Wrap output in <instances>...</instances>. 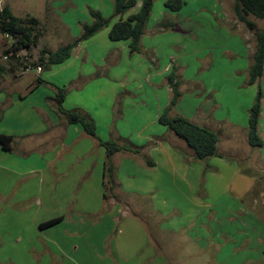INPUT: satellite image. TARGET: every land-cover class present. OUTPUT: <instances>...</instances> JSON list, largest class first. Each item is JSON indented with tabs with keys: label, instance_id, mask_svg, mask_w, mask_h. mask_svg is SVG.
I'll list each match as a JSON object with an SVG mask.
<instances>
[{
	"label": "rangeland",
	"instance_id": "rangeland-1",
	"mask_svg": "<svg viewBox=\"0 0 264 264\" xmlns=\"http://www.w3.org/2000/svg\"><path fill=\"white\" fill-rule=\"evenodd\" d=\"M108 1L112 2H5L19 18H38L42 23L39 47L56 51L80 35L78 21L93 19L91 10L99 11L97 9L102 5V11L108 18L111 13ZM137 1L139 4L134 9L135 12L142 0ZM183 1L185 5L179 12L166 8L165 0H156L154 3L146 25L151 23L149 32L168 30L166 37L163 35L162 38H157L159 42L156 38L153 40L154 45L159 44L157 46L163 52L160 60L156 53L150 51L146 54L149 59L146 66L128 60L126 63L119 62V66L115 68L103 67L97 71L96 75L99 76L109 74V87L116 84L122 88L112 112L115 116L112 120V132L107 135L109 139L117 141V138L112 137L118 124L120 132L137 143L141 140L139 138L155 132L161 126L156 114L160 109L164 111L168 108L173 91L168 87L167 93L165 84L160 78H155L156 63L159 62L162 65L159 74L164 75L165 79L168 77L169 84V77L174 73L182 92L180 104L169 111L171 117L182 115L183 111L190 113L189 109L203 105L216 118L224 121L222 130L216 133L221 139L218 144L219 155L227 158L226 164L211 179L207 174L212 170L205 168L198 185L191 180H187V184L179 179L176 183H170L168 179L162 182L163 186L161 184L158 189H154L152 185H143L140 181L142 175H135L138 186L133 187V183L125 180L132 178L128 177L126 166L122 165L123 156L117 155L113 162L117 167H122L125 191L123 194L118 185L110 189L107 184L106 192L109 197L106 201L112 204L113 196L118 202L114 208L108 209H105L106 205L101 197L81 192L90 176L88 170L80 178L75 190L77 197L82 195L80 201L77 199L75 203L53 209L45 215L65 216L64 222L55 226L52 231L60 236L59 243H65L66 250H73L77 254L73 255L76 258L70 264H86L85 254L94 252L103 256L117 242L118 248L123 251L138 249L142 255L141 264H145V261L149 263L154 253H157L159 261L166 264H264V145L251 147L249 141L247 143L242 138V134L238 136L248 122L249 110L254 104L258 89L257 84L248 85V79L257 49L256 34L263 30L264 22L248 16L247 19L254 23V28L250 29L238 19L235 0ZM101 37L99 35L98 40ZM11 44V40L0 37V64L7 68L4 77H0V86L8 93L13 89L25 88L40 74L37 68H30L20 82L15 81L13 75L24 70L11 68V62L3 59ZM101 45L99 41L95 49H100ZM165 46L168 54H165ZM20 54L28 56L30 63L39 59V51L33 48L21 51ZM86 63L87 61L80 62L75 72L83 71L85 74L90 67V63ZM62 70L59 66H51L46 70L42 76L50 85L42 86L43 90L55 93L54 82H62L69 74ZM81 83L78 77L77 85ZM258 84L264 92V75ZM149 85L154 87L155 94L150 92ZM65 88L68 91L69 85ZM95 91L96 84L89 83L84 99L90 102V95ZM193 92L199 93V96H195ZM212 99L216 105L210 104ZM110 100L111 98L108 100L109 104ZM200 119L197 116L190 121L197 123ZM260 124H263L261 132L264 141V97ZM230 133H238L235 142H229L224 137ZM181 142L176 141L174 144L187 153V159H191L193 153L189 151L190 148L187 149L184 141ZM143 188L149 191L145 192ZM118 225L123 229L119 236L116 233L119 231ZM61 264H64L62 256ZM110 264H114V261Z\"/></svg>",
	"mask_w": 264,
	"mask_h": 264
},
{
	"label": "crops",
	"instance_id": "crops-1",
	"mask_svg": "<svg viewBox=\"0 0 264 264\" xmlns=\"http://www.w3.org/2000/svg\"><path fill=\"white\" fill-rule=\"evenodd\" d=\"M5 1L2 0V6L6 5L11 9ZM99 3L103 4L102 2ZM138 4L139 1L122 18L127 19L129 15L137 13L141 6L136 12L134 9ZM140 4L142 5V2ZM108 6L111 12L108 18L102 11V5L97 9L99 12L101 11L102 16L106 19L113 16V1H108ZM12 13L14 14L13 11ZM120 19V17L112 18L109 26L90 39L79 43L73 49L69 60L63 64L55 65L62 67V72L69 73L62 82H54L55 86L61 88L69 85L64 107L68 110L78 109L93 118L97 125V139L89 137L81 125L69 124L66 118L56 113L55 102L48 100V98H53L55 93L43 90L42 86L31 91L37 77L30 81L25 88L13 89L14 91L9 93L0 86V108L3 109L2 119L0 120V135L14 136L15 138L12 151H6L0 145V264H61V256L64 258V264L75 261L76 257L73 255L77 256V254L73 250L72 252L66 250L65 243H59L60 236L52 231L55 226L64 222L65 216L49 215L45 217V215L53 209L75 203L77 199L80 201L82 195L80 198L77 197L75 190L80 178L88 170L90 176L86 179L81 192L95 194L97 198L101 197L102 202H105V209L114 208L118 204L114 197L111 198L114 200L112 204L104 200L106 191L104 187L106 152L100 145L99 140H112L109 139L107 133L109 134L111 131L112 120L115 117L112 112L115 109L116 99L122 88L116 84L109 87V74L100 76L96 74L103 67L109 69L111 66L115 68L119 66V62L126 63L125 61L128 60L137 61L141 66H146L149 64L146 54L150 51L156 53L160 60L163 52L157 46L159 44L154 45L153 40L168 35L166 29L150 33V23L145 27L140 42V52L131 54L128 41H112L109 38L112 25ZM93 22L94 19L78 21L80 35L76 36L71 43L81 37L84 24H92ZM99 35H102L100 40L97 38ZM41 38L42 36L38 44L32 47L39 51V57L42 50H50L48 47H39ZM99 41L102 43L101 48L95 49ZM165 49L166 46L164 51L165 54H168ZM85 61L90 63L88 71L85 74H83V71L76 73V68L80 65V62ZM150 61L152 62L153 59ZM155 68V78H160L159 80L165 84L167 93L169 88L172 92V88L168 84V77L165 79L164 75L159 74L162 65L158 62ZM45 72L42 71L39 74L42 79H44L42 75ZM22 76H24L22 72L13 75L17 83L20 82ZM0 77L4 76L0 75ZM78 77L82 81L80 85H77ZM89 83L96 84V91L90 95L91 101L94 103L88 102L83 97ZM148 87L150 92L155 94L154 87L150 85ZM193 94L199 96V93L193 92ZM109 98H111V104L108 102ZM211 102L210 104L216 105L214 99ZM179 104L180 101L176 107ZM202 106L189 109L190 113L183 111V114L178 116L189 120L200 116L201 119L196 121V124L218 133L222 130L221 126H224L222 124L224 121L216 118L209 108ZM116 111L119 114V109ZM162 112L160 109L156 114L158 122ZM159 125L161 124L159 123ZM262 127L263 124H260L259 134L261 138ZM242 128L241 133H234L233 135L230 133L224 137L229 142H235L237 137L242 134V138L248 143V122ZM119 129L121 130V127L117 124V131L113 132L114 136L112 138H117L116 142L118 144L134 149V151L124 150L118 152L111 157L114 168V187L118 185L123 194L125 191L122 180L124 177L123 170L122 167H117L113 162L117 155L123 156L122 165L123 167L126 166L128 177L132 178L130 180L127 177L128 179L125 180L133 183V187L138 186L135 183L137 179L135 175H142L143 178L140 181L143 182V185L154 186V189H158L162 182L164 180L168 181V179L170 183H176L179 179L182 183L189 184L188 182L191 180L198 185L205 168L209 167L210 171L212 170L207 174V177L211 179L216 177L219 168L223 167L227 161V158L224 157H211L204 161H194V152L188 146L187 149L193 154L191 159H187V153L182 149H178L174 144L176 141L182 143L181 139L176 138L173 132L170 130L168 132V129L162 125L155 132L139 138L141 140H138L137 143L127 139V136L121 133ZM220 140L219 137V143ZM148 161L152 162V165H148ZM142 190L149 191L146 188ZM60 217L63 218L60 223L44 229L40 227L41 224ZM120 226L118 225L117 230L119 231L116 232L118 236L123 233ZM78 256L80 257V255ZM85 258L86 264H110L113 261L114 264H141V261L143 262L138 249L123 251L118 248V242L110 252L103 256L88 252V254H85ZM159 259L157 253H154L149 263L145 262L147 264H166L161 260L159 261Z\"/></svg>",
	"mask_w": 264,
	"mask_h": 264
},
{
	"label": "trees",
	"instance_id": "trees-1",
	"mask_svg": "<svg viewBox=\"0 0 264 264\" xmlns=\"http://www.w3.org/2000/svg\"><path fill=\"white\" fill-rule=\"evenodd\" d=\"M114 12L112 18L120 17L121 19L114 23L109 32V38L112 41H128L130 53L140 52V42L144 35V30L150 20L151 12L156 0H143L139 11L129 15L127 19L122 17L137 5V0H112ZM1 2V0H0ZM183 0H165V6L172 12H179L184 7ZM235 11L238 19L244 22L250 29L254 28V23L247 19L248 16H254L264 22V0H235ZM94 19L92 24L83 25V33L80 38L75 39L72 43L59 47L56 51L44 49L40 52L37 62H29L28 56H17L21 51L30 50L38 44L42 36L40 21L36 17H26L24 19L15 16L8 6L0 4V34L9 35L13 42L5 52L4 56L12 65L11 68H21L23 70L41 67L42 71L50 69L51 66L60 65L70 59L73 49L81 42L86 41L99 33L105 27L109 26L112 18L106 19L101 12L91 10ZM257 49L253 57V64L249 70L248 85H258L255 101L249 110L248 119V141L251 147H263L264 141L259 134V125L262 114V100L264 92L261 85L258 84L264 75V28L256 34ZM41 71V72H42ZM7 72V68L0 64V75ZM169 84L173 91L170 106L164 110L159 117V123L173 132L178 138L186 143V145L194 152V161H204L211 157H221L218 153L219 136L216 132L202 127L184 117H171L169 111L175 107L182 96L179 90V84L175 81V74L169 77ZM50 85V83L40 76L35 80L31 91L39 86ZM55 96L48 98L53 100L56 106V113L66 118L69 124H79L85 133L97 139V125L93 118L78 109L68 110L64 107L67 96V89L53 85ZM3 109L0 108V120L2 119ZM14 136L0 135V145L6 151L13 150ZM100 145L105 149L106 161L104 171V187L107 184L110 189L114 186V168L111 157L121 151L131 150L133 148L120 145L114 140L102 141ZM137 151V150H135ZM148 165L152 162L148 161ZM105 191L104 200L108 199ZM113 197V196H112ZM62 217L50 220L41 224V228H48L60 223Z\"/></svg>",
	"mask_w": 264,
	"mask_h": 264
},
{
	"label": "built area",
	"instance_id": "built-area-1",
	"mask_svg": "<svg viewBox=\"0 0 264 264\" xmlns=\"http://www.w3.org/2000/svg\"><path fill=\"white\" fill-rule=\"evenodd\" d=\"M0 37L3 38V39H9V40H11V41L13 42V39H12L9 35H2V34H0ZM17 56H18V57L21 56L20 52L17 54ZM3 59H4V60H7V59H8V56H4ZM28 70H29V69L24 70V71L22 72V74H24V73H25L26 71H28ZM37 71L41 73V71H42L41 67H37Z\"/></svg>",
	"mask_w": 264,
	"mask_h": 264
}]
</instances>
